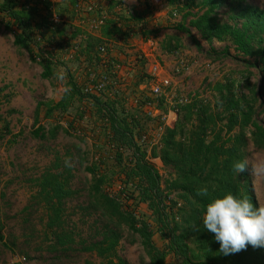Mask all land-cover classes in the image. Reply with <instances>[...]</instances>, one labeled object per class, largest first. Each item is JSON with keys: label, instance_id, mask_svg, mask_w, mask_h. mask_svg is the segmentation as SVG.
<instances>
[{"label": "rangeland", "instance_id": "obj_1", "mask_svg": "<svg viewBox=\"0 0 264 264\" xmlns=\"http://www.w3.org/2000/svg\"><path fill=\"white\" fill-rule=\"evenodd\" d=\"M120 1L127 5L125 13L130 11L131 15L145 14L144 21L152 32H147V35L141 32L127 42L115 41L111 56L117 61L131 56L141 38L155 36L160 39L162 32L159 28L160 22L147 17L151 16L154 8H151L146 0H136L132 5L130 0ZM169 2L175 9L168 12V29L178 31L177 26L181 24L183 17L189 14L185 26L190 28L203 47L202 51L198 50L191 39L180 31L178 32L182 33V36L170 31L164 46L161 42L163 61L170 70L179 59H184L187 64L188 69H184L182 75L176 79L178 97L183 96L187 103L197 97L212 99L215 84L227 79L248 78L253 86L259 88L261 75L254 65L255 58L238 53L230 41L208 43L191 25L194 16L203 12L202 0H196L198 6L193 9L187 8L181 0H164L161 5L165 6V3ZM246 4L264 10V0H247ZM133 5L138 8L132 7ZM6 11V19L0 14V235L3 237V240H0V264H106V259L86 250L91 244L103 240L104 232L112 222L109 215L94 200L91 192L93 178L88 168L98 162L101 150H104L103 146L106 144H100V141L104 140L103 132L107 138L113 135L111 118L89 97H85L81 103L84 107L83 118L76 112L78 102L61 119H47L45 112H38L37 109L40 102L60 101L69 78L72 77L77 82L78 78L82 79L86 75L87 69L93 67L98 60L96 49L90 52H73L77 40H84L85 35L73 26L72 13L69 11L56 10L68 22L57 28L56 34L52 35L54 38L49 34L50 10H47L49 14L43 20L36 23L28 13H23L27 15L23 16L24 19L12 18L11 14L15 12L12 6ZM174 13L177 18H174ZM116 14L118 12L115 9L112 15ZM232 14L228 9L219 12L222 21L241 26L243 21L231 19ZM28 18L30 28L27 29ZM122 24L125 27V23ZM132 26L134 29L137 27L134 24ZM23 29L29 32V49L14 44L15 34ZM39 37L41 40H38ZM89 39L96 47L100 44L96 42L99 39L92 35ZM165 46L171 60L164 57ZM46 59L52 63L53 68V76L48 79L43 77V63ZM208 61L214 64L213 69L206 67ZM134 69L129 87L112 97L102 95L96 98L101 99L102 104L109 103L112 109L119 112L124 110L130 127L135 124V120H139L144 126L142 130L140 127L135 128V131L141 134L138 144L143 145L148 152L146 163L160 175L164 195L162 206L167 212L173 206L171 212L175 214L183 203L179 191L168 187L172 170L165 167L161 158L151 155L152 148L160 143L165 130L162 119L148 116L144 108L133 107L131 100L132 96L139 94L134 91L133 85L139 75L147 78L148 66L139 61L135 62ZM252 89L254 88L245 85L242 92L251 96ZM148 95L149 92H145L144 96ZM160 102L167 107L168 112L170 106L167 102ZM256 110L257 120L264 124V112L260 102H257ZM106 118H109L108 123ZM56 125L61 128L53 132ZM40 127L45 128V139H36L32 135V132ZM144 136H147L146 142L142 141ZM121 152L125 162L133 166L130 160L131 152L126 148ZM247 161L258 204L264 206V174L256 171L264 164V151L251 145ZM102 169L109 178L112 177L111 169ZM53 176L58 177V180L73 192L71 197L63 200L61 220L54 229L51 228L50 220L53 215L52 205L57 201H51L52 195L48 197L47 192L43 191V183L46 179H54ZM46 188L50 189L49 186ZM103 188L111 194H120L128 207H135L139 215L154 221L149 204L134 203L135 199L127 201L128 197L122 192V185L107 183ZM118 231L121 234L118 255L128 264H151L139 236L124 224L120 225ZM153 241L159 248L167 247V241L161 234H157ZM167 262L177 264L171 254L167 257Z\"/></svg>", "mask_w": 264, "mask_h": 264}, {"label": "trees", "instance_id": "obj_2", "mask_svg": "<svg viewBox=\"0 0 264 264\" xmlns=\"http://www.w3.org/2000/svg\"><path fill=\"white\" fill-rule=\"evenodd\" d=\"M181 1L190 9L198 6L196 0ZM246 1L202 0L203 12L194 16L191 21V25L208 43L230 41L238 53L255 58L254 65L260 72L261 85L256 88L248 78L227 79L215 84L212 99L197 97L178 106L175 125L165 127L160 143L151 150V155L161 158L165 167L172 170L168 187L179 191L183 203L177 213L171 212L173 206L169 212L162 206L164 195L160 175L146 163L148 152L143 145L138 144L141 134L136 132L135 128L140 127L142 130L144 126L139 120H135V124L130 127L124 110L119 112L112 109L109 103L102 104L101 99L89 97L99 104L103 112L105 108L111 110L107 116L111 118L113 135L107 138L103 132L104 140L100 141V144H106L103 146L104 150H101L98 162L88 168L93 178L91 192L94 200L100 204L112 222L104 232L103 240L91 244L86 250L106 259V264H128L118 255L121 238L118 228L122 224L139 236L151 264H168L169 254L174 256L177 264H264V248L248 245L245 250L225 255L220 252V244L215 240L214 234L203 226L206 206L214 199L229 193L238 199L247 197L255 206H259L250 171L237 176L232 170L234 162L247 160L251 145L264 151V124L257 120L256 110L257 102H260L264 112V10L247 5ZM120 5L121 1L108 0L111 12ZM223 9L233 13L231 19L243 21L242 25L222 21L219 12ZM125 11L116 14L103 28V39L127 42L141 32L143 35L152 32L144 21L145 14L131 15L130 11ZM23 13L25 12H13L11 17L19 20L27 16ZM189 16L187 14L183 17L177 30L186 34L197 49L202 51L200 41L192 34L190 28L185 26ZM26 20L28 29L30 19ZM121 21L125 23V27L119 26ZM133 24L135 27L137 25L135 29ZM25 29L15 34L14 44L29 49V32ZM89 37L85 35L82 40L85 52L96 49ZM164 48L168 51L166 46ZM43 68L44 78L53 76L52 63L48 59L43 63ZM145 80L144 76L137 77V82L133 85L135 92H138ZM66 83V90L60 101L38 104V112L44 111L47 119L63 118L77 102L79 106L76 112L83 118L84 107L81 103L86 96L74 78H69ZM245 85L254 88L251 90V96L242 92ZM157 107L163 112L167 111L162 102ZM60 128V125H56L52 131ZM44 131L45 128L40 127L34 130L32 135L36 139H45ZM124 148L131 152L130 160L133 166L125 162L121 152ZM102 168L111 169L112 177L109 178ZM53 178L46 179L43 191L47 192L48 197L52 195L51 201H57L52 205L53 215L50 220L51 228L54 229L61 220L63 200L71 197L73 192L58 180V177ZM107 183L122 185V192L128 197L127 201L135 199L134 203H148L154 221L139 215L135 207H128L120 194H111L105 190L103 187ZM47 186L50 187L49 190ZM202 188L207 189V195H198ZM113 222L115 223L112 224ZM112 225L117 228L111 227ZM157 234H161L167 241L165 249L154 243L153 239ZM0 240H3L1 235Z\"/></svg>", "mask_w": 264, "mask_h": 264}, {"label": "built area", "instance_id": "obj_3", "mask_svg": "<svg viewBox=\"0 0 264 264\" xmlns=\"http://www.w3.org/2000/svg\"><path fill=\"white\" fill-rule=\"evenodd\" d=\"M103 1L73 0L71 7L73 26L84 35L101 33L107 23L115 18L112 12L109 11L108 4ZM146 1L151 8H154L157 0ZM126 6L125 3H122V5L116 7L118 14L125 10ZM50 11L48 21L52 30L64 26L68 22L53 7ZM173 15L174 18H177L176 13ZM119 26L123 27V24L119 23ZM82 37L83 35L80 38ZM38 40H41V37ZM83 44L82 40H77L73 52L83 51L85 49ZM114 45L115 40L102 39L96 47L98 60L93 67L87 69L86 75L82 79L78 78L77 81L84 96L100 97L108 95L112 97L118 94L120 90H124L131 85L135 62H144L148 66L147 78L138 88V96H132V105L135 108H144L146 114L150 117H161L163 128L173 127L178 119V106L188 102L183 96L178 97L176 95V87L178 86L176 79L187 68L186 61L179 59L174 68L170 70L163 61L161 41L155 36L141 38L138 44L135 45L134 52L130 54L131 56L125 57L121 61L114 60L111 56ZM206 67L213 69L214 64L208 61ZM145 92H149L146 97L144 96ZM160 100H164L170 106L168 112L162 113L159 110L157 106ZM110 112V109H104L105 114ZM108 120L109 118L105 119L106 123H108ZM131 120L129 121L131 122ZM146 140L147 136L142 137L143 142H146Z\"/></svg>", "mask_w": 264, "mask_h": 264}, {"label": "clouds", "instance_id": "obj_4", "mask_svg": "<svg viewBox=\"0 0 264 264\" xmlns=\"http://www.w3.org/2000/svg\"><path fill=\"white\" fill-rule=\"evenodd\" d=\"M232 170L242 175L249 171L248 161L234 162ZM256 171L264 174V164ZM198 195H207V189H200ZM203 226L214 234L225 255L245 250L248 245L264 248V206H255L247 197L238 199L229 193L214 199L206 206Z\"/></svg>", "mask_w": 264, "mask_h": 264}, {"label": "crops", "instance_id": "obj_5", "mask_svg": "<svg viewBox=\"0 0 264 264\" xmlns=\"http://www.w3.org/2000/svg\"><path fill=\"white\" fill-rule=\"evenodd\" d=\"M115 1H120V0H115ZM135 1L136 0H130L129 3L131 4ZM103 2L108 4V0H104ZM72 3H73V0H0V11L2 10V12H0V14L3 15L6 19L7 14H8L6 10L9 8V6H12L13 10L15 12H25V13L30 14L32 21H34L36 23V22L43 20L44 17L49 14L47 12V10H50L52 7L58 11L64 9V10L72 13V10H71V7H72L71 4ZM162 3H164V0L156 1L155 6H154V10H153L151 16L149 15L147 17L148 18L151 17L153 19H156L157 22H160L159 28L162 29V32L160 33V41L162 42V45L164 46L166 40L169 38L168 35H170V34H168V33L170 31L173 32V34L179 35V36H182V33L178 32L176 30L168 29V25L166 22V21H168V19H167L168 18V12L171 11L172 9H175V8L170 4V2H169V4L165 3L166 4L165 6L161 5ZM132 7L138 8V6H135V5H133ZM56 30L51 29V33H49L50 36L55 35L57 32ZM164 31L167 34L163 33ZM92 36L98 38L99 40L103 39L102 33L93 34ZM167 52L168 51H166V50L164 51V57L171 60V56ZM170 63H171V61H170Z\"/></svg>", "mask_w": 264, "mask_h": 264}]
</instances>
